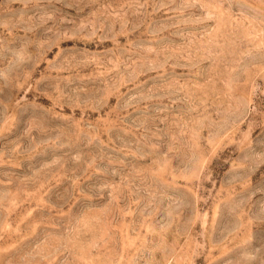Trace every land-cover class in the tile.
Wrapping results in <instances>:
<instances>
[{
    "label": "rangeland",
    "instance_id": "obj_1",
    "mask_svg": "<svg viewBox=\"0 0 264 264\" xmlns=\"http://www.w3.org/2000/svg\"><path fill=\"white\" fill-rule=\"evenodd\" d=\"M0 264H264V0H0Z\"/></svg>",
    "mask_w": 264,
    "mask_h": 264
}]
</instances>
